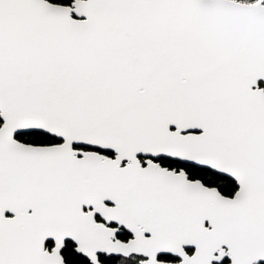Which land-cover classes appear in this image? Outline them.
Segmentation results:
<instances>
[{"label":"snow or ice","instance_id":"1","mask_svg":"<svg viewBox=\"0 0 264 264\" xmlns=\"http://www.w3.org/2000/svg\"><path fill=\"white\" fill-rule=\"evenodd\" d=\"M0 264H264V0H0Z\"/></svg>","mask_w":264,"mask_h":264}]
</instances>
